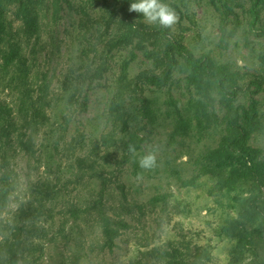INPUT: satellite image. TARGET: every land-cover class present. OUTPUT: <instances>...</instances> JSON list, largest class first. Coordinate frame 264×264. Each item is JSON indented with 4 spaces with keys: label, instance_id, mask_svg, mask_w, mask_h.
<instances>
[{
    "label": "rangeland",
    "instance_id": "1",
    "mask_svg": "<svg viewBox=\"0 0 264 264\" xmlns=\"http://www.w3.org/2000/svg\"><path fill=\"white\" fill-rule=\"evenodd\" d=\"M255 1L163 0L177 16L163 28L130 12L133 0H0V63L19 50L28 68L26 79L0 72V122L13 127L0 147L11 182L0 264H171L151 251L174 248L187 264L204 248L208 264L264 260V178L225 142L254 99L261 124L248 144L264 160V0L257 27ZM148 153L156 164L142 169ZM41 183L54 186L42 201L53 215L34 220L47 235L15 236L10 225L24 221L21 204H38ZM236 220L246 229H229Z\"/></svg>",
    "mask_w": 264,
    "mask_h": 264
},
{
    "label": "trees",
    "instance_id": "2",
    "mask_svg": "<svg viewBox=\"0 0 264 264\" xmlns=\"http://www.w3.org/2000/svg\"><path fill=\"white\" fill-rule=\"evenodd\" d=\"M262 0H256L253 7H252V13H253V19H252V26L253 27H257V21L259 19V4ZM25 18H24V24L27 28V30L29 32L32 31L34 24L32 23V20L30 18V14L28 12V10H25V14H24ZM264 30V28H263ZM18 48H19V44H18ZM15 56H12L10 54H4V62L0 63V67L1 70L0 72H4V74L8 73L9 71H16L17 69H19L21 71V73H19V78L20 79H26L28 77V68L24 67L25 64V60L23 59V55L21 54V52L18 50L17 52L14 53ZM14 57H17L16 61H14ZM19 63V64H18ZM4 78V77H3ZM160 79V78H157ZM254 103L252 105V111L253 112H249V110L245 107H243V113H244V118H242V120H246L245 123L243 124V126L240 124L239 127H243V131L241 132H233L232 133V138L229 141L228 137L225 138V142L228 141V143H235V145H238L239 149L241 151H244L247 156H248V161H252L253 162V166L250 167L251 172H254L256 174V176L260 179L264 178V160L260 158V155L262 154V150L260 148L257 147H252L251 145L248 144V140L250 137V130H254L256 129L257 125H260L261 122L260 120L257 119V102L253 99ZM22 103L26 105V107H35L28 99H23ZM1 107V106H0ZM238 111V109H237ZM235 112V114L232 117L231 120V124L233 125L232 128L236 129L238 127V124L240 122V117L239 112ZM2 109L0 108V118L2 117ZM11 127V123L10 120L7 119L5 121H3L2 123L0 122V147H2V149H5V143H9L8 141L11 139V131H12ZM5 136L6 139L3 141H1V138ZM11 145V144H10ZM29 148H31V146H29ZM1 150V149H0ZM4 151V150H1ZM4 152H8L7 150ZM258 159V160H256ZM7 160H4V162L6 163ZM10 188H11V182H10V174H5V172L0 176V209H3L5 206V201L6 199H8L9 195H10ZM54 191V186L51 184H45V183H41V184H37L34 187V192L36 194L39 195V201L38 204H31V205H23L21 204L20 207V220L24 219V221H22L20 224L16 222V224H18V226L15 225H10V228L14 230H16V234L15 236H19L21 233L26 234L27 236H31V237H43L47 235L46 229L45 227H43L42 225H39L38 223L34 222L35 219L41 218L44 216V218L49 219V216H52L54 213V208L50 207L47 210L44 208V205L42 203V201L44 200L45 196H53V192ZM23 217V218H21ZM16 219V218H15ZM28 219H30V223H28ZM27 220V223H26ZM14 224H15V220H13ZM2 224H4V226H8L9 222L7 221H2ZM105 225H103L104 228V232L106 235V242L108 243V245L111 247L114 243V228L111 227V223L109 221L105 220ZM229 229H236V228H245L246 229V225L244 222H242L241 220H236L230 223V225L228 226ZM30 242V239H27V241L22 242L20 244H24L23 247L21 248V252L22 254H24L26 251H31L32 247L29 244H26ZM248 243V242H247ZM244 245V242L241 241L239 243V246ZM14 246V245H13ZM19 246V244H18ZM43 248H41L42 250ZM240 251H242L241 249H239ZM155 253H154V252ZM154 253V256H156V254L158 255V257H161L162 260L167 259L168 262H170L171 264H178L179 261L177 260V257L180 255L181 253V262H183L184 264H187V262L184 260L183 257V253L182 251H180L177 248H174L172 251H161L159 253H157V250H152L151 253ZM211 253L210 250L207 248L201 249L200 251H197L195 253V257H194V264H208L207 261H209L211 259ZM234 258L232 259L234 263H238L243 261L244 259V255L239 252V254H236L233 256ZM170 259V260H169ZM175 260V263H172V260ZM164 263V262H162ZM160 263V264H162ZM137 264H150L146 261L142 262L139 261L137 262ZM155 264H159V263H155ZM182 264V263H181ZM248 264H254L253 262H249ZM257 264H264V260L262 259H258L257 260Z\"/></svg>",
    "mask_w": 264,
    "mask_h": 264
},
{
    "label": "clouds",
    "instance_id": "3",
    "mask_svg": "<svg viewBox=\"0 0 264 264\" xmlns=\"http://www.w3.org/2000/svg\"><path fill=\"white\" fill-rule=\"evenodd\" d=\"M130 12H137L143 15L144 20L149 24H157L163 28L172 27L176 21V13L163 0H133L129 8ZM128 152L135 156L136 148L128 145ZM156 164V156L148 153L139 158V166L142 169H149Z\"/></svg>",
    "mask_w": 264,
    "mask_h": 264
}]
</instances>
